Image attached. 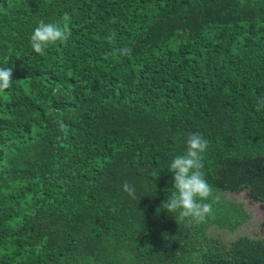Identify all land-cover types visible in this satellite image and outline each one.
<instances>
[{
	"label": "trees",
	"instance_id": "trees-1",
	"mask_svg": "<svg viewBox=\"0 0 264 264\" xmlns=\"http://www.w3.org/2000/svg\"><path fill=\"white\" fill-rule=\"evenodd\" d=\"M0 67V264H264V236L218 233L248 218L227 194L264 204V0H0ZM192 133L199 224L162 204Z\"/></svg>",
	"mask_w": 264,
	"mask_h": 264
},
{
	"label": "clouds",
	"instance_id": "clouds-1",
	"mask_svg": "<svg viewBox=\"0 0 264 264\" xmlns=\"http://www.w3.org/2000/svg\"><path fill=\"white\" fill-rule=\"evenodd\" d=\"M71 16L64 13L61 23H45L40 21L30 36L32 49L39 54H43L45 48L57 41H65L71 35L70 29ZM131 49L121 48V56L131 55ZM12 69L0 67V93L12 85ZM259 110V108L257 109ZM208 141L199 133H192L187 139V150L183 155L176 156L170 166L169 171L173 174V191L167 200L162 202L163 208L170 213L179 210L177 221L185 218L191 219L194 223L205 222L213 215V206L211 202L217 197L214 190L205 179L202 171V154L206 151ZM123 189L130 196L135 195V189L127 182L123 184Z\"/></svg>",
	"mask_w": 264,
	"mask_h": 264
},
{
	"label": "rangeland",
	"instance_id": "rangeland-1",
	"mask_svg": "<svg viewBox=\"0 0 264 264\" xmlns=\"http://www.w3.org/2000/svg\"><path fill=\"white\" fill-rule=\"evenodd\" d=\"M228 199L240 203L248 214V218L241 224L234 233L225 230L218 231L221 237L231 238L233 235H248L250 237L264 236V204L250 197L247 190L237 194H227Z\"/></svg>",
	"mask_w": 264,
	"mask_h": 264
}]
</instances>
